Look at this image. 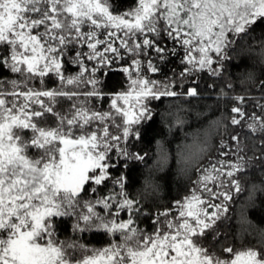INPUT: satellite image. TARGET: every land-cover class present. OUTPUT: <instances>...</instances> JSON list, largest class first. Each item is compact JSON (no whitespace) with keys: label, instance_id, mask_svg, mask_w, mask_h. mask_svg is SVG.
Instances as JSON below:
<instances>
[{"label":"snow or ice","instance_id":"1","mask_svg":"<svg viewBox=\"0 0 264 264\" xmlns=\"http://www.w3.org/2000/svg\"><path fill=\"white\" fill-rule=\"evenodd\" d=\"M262 26L264 0H0V264H264V239L237 247L223 231L237 175L264 165L261 100L249 110L253 98L221 90L234 101L224 128L240 130L220 142L229 158L198 163L170 206L146 208L117 174L145 158L129 149L151 102L199 96L201 76L221 77L237 38ZM66 218L108 244L60 239Z\"/></svg>","mask_w":264,"mask_h":264},{"label":"trees","instance_id":"2","mask_svg":"<svg viewBox=\"0 0 264 264\" xmlns=\"http://www.w3.org/2000/svg\"><path fill=\"white\" fill-rule=\"evenodd\" d=\"M228 55L230 58L224 62L226 70L221 77L202 75L198 80L199 96L181 94L151 102L153 117L141 126V139L133 141L129 149L145 158L129 161L128 168L117 172L126 175L128 194L146 208L162 209L186 195L191 181L196 179L194 167L198 163L207 165L210 159L214 162L229 158L219 156L220 142L232 144L231 134L240 130L232 126L224 128L234 101L222 95L221 90L228 96L253 98L247 101L249 110L256 100L264 103L259 83L264 81V26L237 38ZM172 68L179 71L175 60L165 67L164 74L171 76ZM124 79L121 73L110 74L109 91L119 90ZM226 84L233 87L228 89ZM188 86L186 83L185 88ZM241 136L247 156H259L262 150L259 141L245 137L243 132ZM230 158L236 159L235 156ZM245 167L246 171L236 177L240 180L241 191L233 192L229 219L223 229L228 237L225 243H234L237 247L259 246L258 241L264 239V165L254 159ZM66 221L60 227V239L78 240L90 248L108 244L110 237L106 234H76L71 230L73 222L67 218Z\"/></svg>","mask_w":264,"mask_h":264}]
</instances>
